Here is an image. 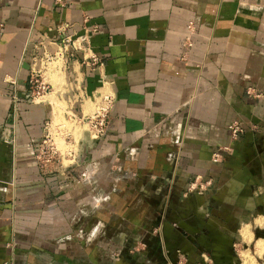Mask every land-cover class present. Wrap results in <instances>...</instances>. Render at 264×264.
<instances>
[{"label":"crops","instance_id":"1","mask_svg":"<svg viewBox=\"0 0 264 264\" xmlns=\"http://www.w3.org/2000/svg\"><path fill=\"white\" fill-rule=\"evenodd\" d=\"M93 25L91 46L103 62L96 68L82 63L80 51L62 49ZM59 57L50 102L33 99L31 75L45 77V64ZM105 94L114 99L107 133L86 132L73 165L42 172L35 151L46 121L53 115L76 132L66 102L83 122ZM236 120L245 134L234 142ZM258 127L264 0H69L63 8L55 0H0V264H110L113 254L127 264L126 240L141 234L152 255L134 264H170L181 249L192 259L205 221L193 236L188 224L198 220L182 211H203L207 193L170 200L158 189L181 195L194 176L220 191L213 224L223 229L209 237L220 240L223 258L205 263L203 255L202 263L233 264L229 243L241 235L263 257ZM169 202L168 215L160 207Z\"/></svg>","mask_w":264,"mask_h":264},{"label":"rangeland","instance_id":"2","mask_svg":"<svg viewBox=\"0 0 264 264\" xmlns=\"http://www.w3.org/2000/svg\"><path fill=\"white\" fill-rule=\"evenodd\" d=\"M55 60H62V58L59 57L57 59L49 60L47 62V64H45L46 66H48V69H47L48 73L47 72L45 73L44 78L48 82L54 84L55 87H57V85L55 84V83H57V81H56V79L53 78L54 72H53V67H52V63H54ZM52 89H53V86L51 85L49 93L46 94L43 98L38 99V101H44L45 100V101L50 102V99L52 98L51 94L54 92V90H52ZM56 99L57 98H55L53 100L55 101ZM58 99L56 101H58ZM60 99H62L64 101L63 98L60 97ZM65 106H66V109L68 111L72 112V113H68V114L66 113V116L67 117L69 116L68 119H73V121H75V124H77V126H79V128L77 129L76 132H74L70 129L69 130L66 129L65 127H61V126H59V124H57V121H55V119L52 115L54 125H56V128L62 130V133H60V135L58 136V139H57L58 145H59L60 149H62V151H66L68 148H67V144L65 142V138L63 136L70 133L76 139V143L74 142L73 149L79 153V143L78 142H79V140H81L84 137V134L86 132H88L89 128H88V125H83L80 122L79 117L77 115L75 116V114H74L75 112L70 107V105H68L67 102H66ZM61 116H62L61 119H63L64 118L63 115H61ZM235 122H237L239 125L242 124V123H240L241 121H239V120H236ZM235 122H233V123H235ZM68 124H69V128H71L74 125L72 121H69ZM59 127H61V128H59ZM239 128L242 131L239 132L237 139L232 138V140H234V142L239 141L242 138V136L245 134L244 128H242V126H239ZM256 130H257V133L259 135L262 134L264 136V128L258 127ZM231 135H232V132H231ZM91 137H93V136H91ZM224 150L229 151L231 149H224ZM261 158H262V156H261ZM64 164L66 165V164H68V162L64 161ZM212 184H213V182H211V180L205 181L202 178L198 179V176H194L190 180V182L187 186V189L184 190L183 192H181V195L176 194V192L174 191V188L172 189L171 192L170 191L163 192L162 190L165 187H163V189L161 188V190L158 189V192H159L158 194H161V195L163 193L166 195L170 194L169 195L170 200L175 199V198L180 199L182 196L183 199L186 197H189V199L192 198V201H193V200H195L196 195L205 196L204 194L207 193V196H206L207 201H206L205 208H203V211H200V208L199 207L197 208V206L195 208H191V209L187 208L186 210L188 211V213H187V211H182L183 214L189 215L188 218L190 220L193 217L198 220V223L190 221V223L188 224L189 225L188 227H194L195 228V229H189V232L195 231L194 233L191 234L193 236L197 235V230H196L197 228L196 227L202 221H205V225H204L205 229H201V230H205V236L206 237H204L203 239H196V243L199 246H201L202 250H198L197 252L193 253L192 259H191L189 257V253H191V252H189L185 249H181L177 252V254H175V256H174L175 258H172V261L170 262V264H195L196 261H198L199 264H203L201 261V258H200L203 255H206V258L203 259V261L205 263L207 261H211V259L215 258L217 255H218V257L223 258L222 252L220 253V250L216 248V247H219L217 241H220V240L216 241V239L209 237V236H213L214 229H223V226L221 224H216V225L213 224L214 223L213 220L216 219V217H215L216 213H218L216 210L217 207H214L213 204H214V200H217V196L219 195L220 191L218 192V190H215V188H213ZM209 188H210V190H209ZM257 192H259L258 191V185L254 186V188L252 189V194L254 193L255 198L260 195V194L258 195ZM255 194L257 196H255ZM210 203H211V205H210ZM169 205H172L171 202H169L167 205H166V203L162 204V206L160 207V211L166 212L169 215L173 209ZM183 210H185V208ZM132 230L133 229L131 227V224L125 223V231L124 232H126L128 234ZM209 233H211V235ZM240 234H242V233H238V236H240ZM141 235L138 236L137 238H132V239L128 237L126 240L127 245H126L125 250L123 251V255H124V260H126V262H128L127 264L136 263L139 255L142 257H148V255L150 254V250H148L149 246H148L147 240H146V238L145 239L142 238L143 236H141ZM158 237H160V236H158ZM226 241L228 242L229 240L226 239ZM229 244H231L230 246L233 250V260H232L233 264H249V261H250V264H264V256L263 257L257 256L254 245H252V246L247 245L245 243L242 235L239 237V240L238 239L233 240V242L232 243L230 242ZM247 250L251 253V255L249 254L247 256V255L243 254L244 251H247ZM150 255H152V254H150ZM118 259H120V258H118L116 254H113V255L109 256L108 261L110 264H119ZM121 262H123V261H121Z\"/></svg>","mask_w":264,"mask_h":264},{"label":"built area","instance_id":"3","mask_svg":"<svg viewBox=\"0 0 264 264\" xmlns=\"http://www.w3.org/2000/svg\"><path fill=\"white\" fill-rule=\"evenodd\" d=\"M55 3L57 6L63 8L68 5L69 0H55ZM98 31V25L85 27L84 34L67 38L64 41L62 49L80 51L82 53V63L86 66L93 68L101 66L103 65V62L101 58L94 53L91 46V36ZM30 84L32 88L33 99L43 98L49 93L51 88L50 82H48L39 72L33 73L31 75ZM14 100H17V98L14 97ZM113 103V97L110 94H105L93 114L86 118V120L83 122H81L82 120L80 121L83 125H88V133L94 138H100L107 133L109 117ZM239 126L240 125L237 122L230 125L232 137L234 139H237L239 132L242 131ZM60 133H62V130L56 128V125H54L51 119L46 121L43 138L37 150L35 151V159L38 163V166L44 173L54 171L58 165L61 167H69L76 162L78 152L73 149V135L68 133L63 136L68 149L66 151H62L57 141ZM221 157L222 154L220 151H217L213 154V160L216 162L220 161ZM64 161H67L68 164L65 165Z\"/></svg>","mask_w":264,"mask_h":264},{"label":"bare ground","instance_id":"4","mask_svg":"<svg viewBox=\"0 0 264 264\" xmlns=\"http://www.w3.org/2000/svg\"><path fill=\"white\" fill-rule=\"evenodd\" d=\"M57 62H59V60H55L54 61V63H57ZM53 64V63H52ZM97 108V107H96ZM96 110V109H95ZM264 242V241H263ZM261 243L260 242V244H258L259 246H258V251L257 252H259L258 254H260V255H262L263 253L262 252H264V243ZM247 258V257H246ZM250 259V258H249ZM249 261V260H248ZM247 262V261H246ZM249 264H250V261H249Z\"/></svg>","mask_w":264,"mask_h":264}]
</instances>
